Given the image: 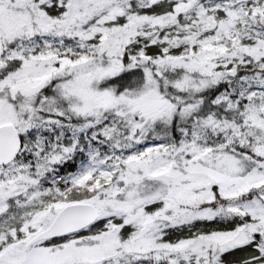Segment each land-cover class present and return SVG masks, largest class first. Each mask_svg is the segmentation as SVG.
<instances>
[{
	"label": "snow or ice",
	"instance_id": "1",
	"mask_svg": "<svg viewBox=\"0 0 264 264\" xmlns=\"http://www.w3.org/2000/svg\"><path fill=\"white\" fill-rule=\"evenodd\" d=\"M0 264H264V0H0Z\"/></svg>",
	"mask_w": 264,
	"mask_h": 264
}]
</instances>
